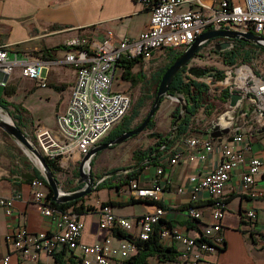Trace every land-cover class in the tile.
Returning <instances> with one entry per match:
<instances>
[{"label": "crops", "instance_id": "obj_1", "mask_svg": "<svg viewBox=\"0 0 264 264\" xmlns=\"http://www.w3.org/2000/svg\"><path fill=\"white\" fill-rule=\"evenodd\" d=\"M189 8L191 6L185 4L179 7L178 11ZM151 13L148 7L137 0H0V44H7L11 60L37 61L42 67L38 80L24 77L21 65L7 78L6 86L12 88L13 94L6 98L10 106L17 111L15 115L20 116L19 119L17 117V121L20 120L22 128L35 130L37 127H45L56 136L60 135L57 116L67 108L78 75V67L66 63L65 57L70 50H81L80 46H70L69 40L80 38L84 41L82 47L89 49V42L103 40L109 29L114 30L117 38L138 37L149 28ZM163 52L165 53V50H155L153 55L156 57L158 53ZM141 64L145 67L142 60L137 63ZM171 107L175 108L173 105ZM261 130V126L245 123V117H241L240 133L246 135L252 144L249 156H258L263 165L248 188L243 186L242 178L248 160L232 171L224 188L225 216L220 231L216 233L218 237H222L224 247L205 254L206 260L212 264H264V131ZM205 132L206 130L197 132L192 128V131L169 149V152L173 153L178 149L183 150V157L177 163L159 160L146 166L137 180L123 184L119 189L103 188L86 196L84 203L95 206L96 210L80 214L84 224L81 242L95 244L104 243L109 239L112 244L119 245L124 237L100 228L101 204L111 202L109 206L115 214L133 220L153 211L158 204L150 198L135 196L132 185L135 183L139 187H149L158 176L163 187L160 201L167 208L163 220L166 223L172 222V226L179 227L189 236L200 238L204 228L212 223L213 199L207 193H202L195 203L201 217L199 219L189 217L186 208L192 200L190 177L193 175L202 177L216 168L222 160V144L227 140V136L214 139V149L207 153L205 158H201L197 153L198 148L186 142L202 137ZM157 133L161 132L156 124L148 132L149 139L153 140L149 145L156 142ZM123 147L117 150L111 148L96 154L92 160L93 175L99 177L110 170L132 165L134 161L116 164L110 162L119 153L127 152ZM134 150L131 153L132 159ZM80 159V156L66 159L64 167L61 168L68 171L76 167ZM98 162H107V165L98 168ZM160 168L163 172L158 175ZM25 173L0 176V195L18 196L13 216H9L0 208V256L10 255L11 264H19L24 257L23 252L17 250L7 238L11 231L19 227H25L33 233L53 229L51 218L40 213L34 200V189ZM117 181L118 179L115 180ZM180 188L183 191H179ZM261 192L263 194H260ZM251 209L256 214L253 219L246 215ZM137 232L136 225L132 234L135 235ZM164 244L174 246L180 254L182 247L180 242L169 240ZM137 252L133 251L132 255ZM83 256L79 248L71 249L57 245L51 253L40 251L38 260L30 264H83ZM148 262L188 264L179 258L163 261L156 255L148 257Z\"/></svg>", "mask_w": 264, "mask_h": 264}, {"label": "built area", "instance_id": "obj_2", "mask_svg": "<svg viewBox=\"0 0 264 264\" xmlns=\"http://www.w3.org/2000/svg\"><path fill=\"white\" fill-rule=\"evenodd\" d=\"M151 10L150 26L138 37L117 38L114 30H107L103 40H91L89 49L82 47L83 40L73 38L68 41L70 46H80L81 50H70L65 57L66 63L78 67L77 80L72 87L67 108L58 114L57 127L59 136L50 129L37 127L34 130V140L37 142L45 157L58 161L64 167L66 159L82 157L91 148L100 143L103 138L117 126L129 112L132 96L127 92L113 89L119 65L124 59L139 58L144 64L153 59L155 50L166 48L180 49L189 46L199 35L209 28L250 30L264 37V0H137ZM189 4L191 8L178 11V8ZM197 59V58H194ZM21 65L22 75L38 80L42 67L37 61L11 60L7 44H0V84L6 86L7 78ZM121 66V65H120ZM191 67V65H189ZM222 80L230 95L240 93L244 101L251 103L253 113L244 112L245 123L264 127V75L248 64H241L235 68H228ZM211 85L213 76L196 78ZM45 85V84H43ZM225 109V110H226ZM224 110V111H225ZM241 119V118H240ZM232 133L222 144V160L212 171L204 176L190 177L192 184L191 203L186 213L193 219H199L201 213L195 203L202 193H207L213 199L212 223L204 228L199 238L185 234L179 227L162 225L158 229L160 241H178L181 250L178 258L188 264H212L205 258L207 252L219 250L223 246L222 237L216 235L222 227L225 216L226 201L224 188L231 177V173L241 163L248 160V166L243 174V186L248 188L254 181L255 175L260 173L262 160L256 155H250L252 144L249 138L240 133L238 126H233ZM238 131V132H236ZM198 148V156L205 158L214 149V138L209 128L200 138H193L186 142ZM183 150L178 149L172 157L163 156L162 161L177 163L183 157ZM163 169L158 170V175ZM34 189V200L40 213L52 220L53 229L41 232H29L25 227L11 231L7 238L12 241L17 250L23 252V260L19 264H30L37 261L40 251L53 252L57 245H64L71 249L79 248L83 253V264H124L133 251H138L135 242L123 238L119 245H114L107 239L104 243L86 244L80 237L83 222L80 214L75 211L59 210L51 205L48 199V187L42 178L31 181ZM134 194L140 198L161 200L163 187L159 176L149 187L132 185ZM179 191H183L182 188ZM260 194H263L262 192ZM18 196L0 195V208L9 216L15 212L14 204ZM167 213L166 208L156 206L136 219L115 214L110 206H102L100 210V228L114 231L116 229L132 233L137 225L138 232L135 239L147 240L157 230V226ZM249 219L255 218L253 209L248 210ZM215 239L214 243L207 241ZM0 264H11L10 255L0 256Z\"/></svg>", "mask_w": 264, "mask_h": 264}, {"label": "trees", "instance_id": "obj_3", "mask_svg": "<svg viewBox=\"0 0 264 264\" xmlns=\"http://www.w3.org/2000/svg\"><path fill=\"white\" fill-rule=\"evenodd\" d=\"M234 42H235V46L232 49H228V50H225L222 52V54L224 55V58H225L224 61L226 63H233L234 62L235 53L237 51L234 48L238 47L240 45H244V46L250 45V46L257 47V48L261 49L262 51H264L263 46H259V45L254 44V43H249V42H245V41L238 40V39H235ZM203 47L201 48V50L203 49ZM185 48L186 47H183L180 49H174V48H166L165 49V53H167L170 60L167 64H165L160 69L158 75L154 79L156 86H155V90H154V96H153L152 104L154 103L155 98L157 96L158 86H159V83L161 81L163 74L174 63L175 59L182 54V52L185 50ZM212 49L215 52H218L217 50H215L214 47ZM139 61H140L139 58L124 59L123 64L122 63L120 64L121 66L125 67V72L123 75L124 78L131 80L133 85L139 84L140 82H143L146 79V75L142 71H140L138 73H134V71H133L134 67L137 65V63ZM186 70H187V67L185 66L176 74V76L174 77V79L171 83L170 89H169V93L171 95L180 94V95L184 96L186 103H187V112L184 114L181 121L178 123V125L176 127V132L172 133V129H171L166 135H163L162 133H157L156 136L158 137V139L156 140V142L154 144H152L148 148H139V149H136L134 151L133 160H135V161L130 166H133L137 163H140L142 160L147 158L149 155V152L154 153L156 150H158L164 144H165V147L160 152H158L156 155H154L152 157V160L149 163L145 164L141 168L134 170V171H130L126 174L114 175V176L106 178L97 186V188H96L97 191L101 190L103 188H109V189L118 188L119 189L122 187L123 184L130 183L131 181L137 180L141 171L146 166L150 165L151 163H157L159 160H161V157H163V156L172 157L174 153L169 152V149H171L176 144L177 141L181 140L190 131H192L193 118L197 115L200 108L204 107L208 113L212 112V110L215 108L216 104H215V102H213V99H215V98H212L211 95L209 94V85L206 82L200 81L198 79H195V78H192L191 76L186 75ZM209 70H211V68H208V70H207L209 73L208 75L213 76L217 80H222L225 76L224 70H217L216 72H209ZM5 94L7 97H9L13 94V90L10 86L5 87ZM229 95H230V93H229L228 89H223V92L221 94V100L223 102L227 103L228 99H229ZM164 99L165 98H163L162 101H164ZM143 103H144V98L141 97L139 99V106L143 105ZM10 105L11 104L7 100V98H4V97L0 98V106L4 107L5 109H8V107ZM139 106L135 107L132 115L126 114L124 116V118L122 119V121L117 126H115L103 138V140L101 142L111 141L114 138H116L117 136H119L120 134L124 133L125 131H128V130L134 128V127H131V123H132L133 119L135 117H137V115L139 113ZM181 109H182L181 106H176L174 108V110L172 112V116H173L172 126H173V123L175 122V120L178 118V115H179ZM155 115H154V117H155ZM17 117L19 119L20 116H17ZM154 117L149 122V124L146 128V130L149 132L156 125ZM17 125L20 128H22V124H21L20 120L17 121ZM33 138H34V136H33ZM114 146H112V147H114ZM99 153L100 152H98L97 154H99ZM46 159H47V163H48L49 167L55 173L59 183L62 185V182L58 178V173L62 172L63 169L59 165L58 161H56L55 159H52L49 157H46ZM92 164H94V161H92ZM32 168H33V172L30 174H26V176L30 179V182L34 178H42L46 182V180L42 176L39 169L37 167H34V166ZM122 168L124 169V168H128V167H122ZM114 170H117V169L110 170L107 173L114 171ZM117 179H118V181L115 182V180H117ZM71 183H72V180L69 179L68 184H66V187H64L66 191H75L77 189V187H78L77 184L71 186L72 185ZM46 185H47V182H46ZM47 187H48L47 197L51 201V205L56 209L63 210V211L71 209V210H73L79 214L85 213L87 211L96 210L95 206L86 205L84 203L86 196L79 198V199H76V200L65 202V203H57L52 198L53 197V190L48 185H47ZM154 203L158 204L161 207L166 208V205L163 204L161 201H154ZM110 204H111V202L106 201V202H103L101 205L102 206H109ZM163 219L160 221V224L157 226V230L154 231L153 234H151L150 238L147 240L138 239V238L134 240V234H132L130 232H125V231L120 230V229H116L113 231L119 237H124V238H128V239L133 240L135 242V244L137 245L138 252L135 255H131L128 259L124 260V264H131V263H133V264H149L148 257L154 256V255L158 256L163 261L177 260V258L179 256L178 250L174 246H166L163 242L160 241V238L158 235V229L164 224L172 226V222L166 223V221H164ZM200 239H202V238H199V240ZM207 241H209L210 243H214L215 239L208 238ZM222 247H224V243H223Z\"/></svg>", "mask_w": 264, "mask_h": 264}, {"label": "rangeland", "instance_id": "obj_4", "mask_svg": "<svg viewBox=\"0 0 264 264\" xmlns=\"http://www.w3.org/2000/svg\"><path fill=\"white\" fill-rule=\"evenodd\" d=\"M211 44L212 43H209L206 48L202 50L199 59H193L189 65L204 68L206 71L208 70V68H211V70H209L210 72H216L217 70H226L228 68L233 69L241 64H248L259 73H262L264 75V51H262L261 49L250 45H240L234 48L237 50L235 53L234 62L226 63L224 61V55L211 49ZM169 60L170 58L167 53L163 52L162 54L158 53L156 57H153L149 64H145V67H143L142 64L136 65L133 69L134 73L142 71L146 75V79L136 85H133L131 80L124 78L123 75L125 72V67H118L117 77L114 81V90L124 91L131 94L132 96V104L127 115H132L135 107L139 106V99L141 97L144 98V103L143 105L139 106V113L137 117L133 119L131 127H135L136 125H138L152 107L154 90L156 86L154 79L158 75L160 69L165 64H167ZM204 76L206 78L209 75ZM216 81L218 80L213 77L212 83L211 85H209V94L212 98H215L213 99V102H215L216 104L215 108L210 113H208L204 107L200 108L197 115L193 118L192 127L194 131L204 132L205 130H207V128H210L215 122L218 121V116L227 107V103L221 100V94L224 89V84H218L216 83ZM1 97L6 98V94L5 86L0 84V98ZM181 104L182 103L180 101H172L170 98H165L164 101H162L154 117V120L158 125L159 132H161L163 135H166L172 128V112L174 109H172L171 105L176 107L181 106ZM0 109L5 111L3 112L4 114L8 112V114L11 116V119H13L14 123L17 124V116L15 115L17 111L12 106H9L8 109H3L0 106ZM22 129L33 138V128ZM148 132L149 131L144 130L137 137L129 138L115 145L114 147H109L102 151L111 150V148H114L113 150H117L124 146L123 148H126L127 152H124L123 154L119 153L112 161L110 160V162L116 164L127 161H135L131 158V153L134 149H139V147L148 148L152 145H149V142H152L153 140L149 139L150 137ZM136 141L137 143L134 144V142ZM104 165H107V162H98V168H102ZM33 166L37 167L35 161L31 158L27 149L22 146L14 137L10 136L2 128H0V176H9L19 172H26L25 174H28L30 172H33ZM77 166L69 169L68 171H62L58 173V178L62 182V185L60 184V186L63 188V190H65L64 187H66V184H68L69 179L72 180L71 186L77 184ZM92 168L93 164L91 162V169Z\"/></svg>", "mask_w": 264, "mask_h": 264}, {"label": "water", "instance_id": "obj_5", "mask_svg": "<svg viewBox=\"0 0 264 264\" xmlns=\"http://www.w3.org/2000/svg\"><path fill=\"white\" fill-rule=\"evenodd\" d=\"M226 38L230 40L238 39L249 43H254L259 46L264 47V37L256 34L250 30H232V29H217V28H209L201 35H199L189 46L185 48L180 56H178L174 63L165 71L163 74L161 81L158 86L157 96L155 101L150 108L149 112L142 120L140 124L136 127L125 131L124 133L120 134L116 138L108 142H100L95 144L91 150L83 155L79 161L78 168L76 171V182H77V189L75 191H66L60 186V183L49 167L47 163V159L43 152L41 151L40 147L38 146L37 142L32 138L26 131L20 128L14 121H8L0 116V128H2L5 132H7L10 136L14 137L22 146H24L31 158L35 161L37 168L41 172L42 176L47 182V185L53 190V200L57 203H65L72 200H76L82 197H85L92 192H94L97 186L106 178L126 174L130 171L137 170L144 166L145 164L149 163L152 160V157L160 152L164 147L165 144L156 150L154 153L149 152L147 158L142 160L140 163H137L133 166L128 168H120L109 173H106L100 177H96L93 175L91 171V162L94 156L109 147L117 145L129 138L138 136L144 130H146L149 122L152 120L156 112L158 111L162 99L163 98H170L172 101H180L181 104V111L178 115V118L175 120L172 126V133L176 132V127L178 123L181 121L184 114L187 112V103L184 96L177 94L171 95L169 93V89L171 83L176 76V74L183 68L187 67L188 73L190 75H194L196 78H200L204 75H208V71L204 68L191 66L189 67L190 62L195 58L196 54L200 51V49L209 41L215 38ZM230 46L229 41L219 43L215 46V50L222 51L226 50ZM210 72V71H209ZM243 96L240 93H233L229 100V108L223 111L218 116V121L215 122L210 128L209 133L212 138L218 139L223 136L229 135L232 133L231 129L233 126H238L239 120L242 114L246 112H250L251 110V103L249 101H244ZM2 107V106H1ZM5 109L4 107H2ZM2 110V109H0ZM8 113V112H7ZM250 113H253L251 111ZM264 131V127L262 130ZM238 132V131H236ZM157 135V134H155ZM153 136V135H152ZM89 165V168L86 170V166Z\"/></svg>", "mask_w": 264, "mask_h": 264}, {"label": "flooded vegetation", "instance_id": "obj_6", "mask_svg": "<svg viewBox=\"0 0 264 264\" xmlns=\"http://www.w3.org/2000/svg\"><path fill=\"white\" fill-rule=\"evenodd\" d=\"M234 40H235V39H234ZM234 40H230V39H226V38L218 37V38H215V39L209 40V41L204 45L203 49L206 48V46H207L209 43H212L211 46H210L211 49H212L213 47L215 48V46H216L217 44H219V43H223V42H226V41H229V43H230V46H229L226 50H228V49H232V48L235 46V42H234ZM203 49H202V50H203ZM202 50L200 49V51L196 54L195 58L199 59V57L201 56ZM223 51H225V50L219 51V53H222ZM222 55H223V54H222Z\"/></svg>", "mask_w": 264, "mask_h": 264}, {"label": "bare ground", "instance_id": "obj_7", "mask_svg": "<svg viewBox=\"0 0 264 264\" xmlns=\"http://www.w3.org/2000/svg\"><path fill=\"white\" fill-rule=\"evenodd\" d=\"M4 111L3 110H0V116H2L4 119L8 120V121H12L13 119H11V116L6 113L4 114L3 113ZM89 168V165L86 166V170Z\"/></svg>", "mask_w": 264, "mask_h": 264}]
</instances>
